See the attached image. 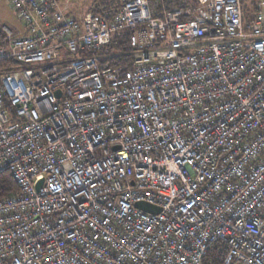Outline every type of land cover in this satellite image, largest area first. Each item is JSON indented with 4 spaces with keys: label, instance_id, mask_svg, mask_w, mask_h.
Wrapping results in <instances>:
<instances>
[{
    "label": "built area",
    "instance_id": "2783aa9c",
    "mask_svg": "<svg viewBox=\"0 0 264 264\" xmlns=\"http://www.w3.org/2000/svg\"><path fill=\"white\" fill-rule=\"evenodd\" d=\"M7 1L0 264H264V0ZM125 31L130 70L84 54Z\"/></svg>",
    "mask_w": 264,
    "mask_h": 264
},
{
    "label": "trees",
    "instance_id": "16d2710c",
    "mask_svg": "<svg viewBox=\"0 0 264 264\" xmlns=\"http://www.w3.org/2000/svg\"><path fill=\"white\" fill-rule=\"evenodd\" d=\"M193 0H150V5L155 15H161L163 9H171L184 6ZM242 2V0H241ZM120 0H99L96 5V13L110 19L119 7ZM243 5V3H242ZM244 8V6H243ZM245 10V8H244ZM247 11V10H246ZM249 13V11H247ZM25 32L18 34L23 35ZM129 31H125L120 35H113L109 43L99 50L89 51L87 55H98L101 64L107 62L112 66H122L126 71L132 67V58L130 56V47L128 40ZM7 44V33L0 28V47ZM15 61L10 57L0 56V74L4 71H10ZM16 189V183L12 178L10 172H0V198L7 196ZM225 250L215 246L207 253L204 263L205 264H222V259Z\"/></svg>",
    "mask_w": 264,
    "mask_h": 264
},
{
    "label": "rangeland",
    "instance_id": "374dc122",
    "mask_svg": "<svg viewBox=\"0 0 264 264\" xmlns=\"http://www.w3.org/2000/svg\"><path fill=\"white\" fill-rule=\"evenodd\" d=\"M99 0H60L61 6L73 15L79 16ZM262 0H242L245 11H250ZM264 10V7H263ZM246 11V12H247ZM7 27L13 35H18L24 31L20 19L9 5L7 0H0V28L7 32Z\"/></svg>",
    "mask_w": 264,
    "mask_h": 264
},
{
    "label": "water",
    "instance_id": "95a60500",
    "mask_svg": "<svg viewBox=\"0 0 264 264\" xmlns=\"http://www.w3.org/2000/svg\"><path fill=\"white\" fill-rule=\"evenodd\" d=\"M55 94L57 96H59L60 95V90H57L55 92ZM40 183H41V181H39L38 186L40 185ZM135 207H137V208H139V209H141V210H143L145 212H150V213H157L160 210V208H158L157 206L149 204L147 202H143V201L136 202L135 203Z\"/></svg>",
    "mask_w": 264,
    "mask_h": 264
},
{
    "label": "crops",
    "instance_id": "0c3cea01",
    "mask_svg": "<svg viewBox=\"0 0 264 264\" xmlns=\"http://www.w3.org/2000/svg\"><path fill=\"white\" fill-rule=\"evenodd\" d=\"M60 4H61V2H60ZM66 11H68V10H66ZM70 14H72V13H70ZM83 15V14H82ZM82 15H79V16H76V15H74V16H76V17H80V16H82ZM5 28H7V27H5ZM7 30H9L8 28H7ZM11 31V30H10ZM23 33V32H22ZM21 33V34H22Z\"/></svg>",
    "mask_w": 264,
    "mask_h": 264
}]
</instances>
